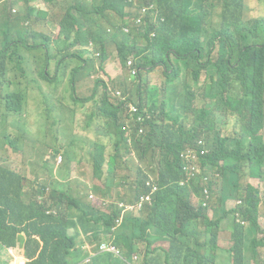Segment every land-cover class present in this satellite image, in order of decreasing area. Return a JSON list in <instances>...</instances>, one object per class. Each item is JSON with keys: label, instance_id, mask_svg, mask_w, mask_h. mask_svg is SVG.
<instances>
[{"label": "trees", "instance_id": "16d2710c", "mask_svg": "<svg viewBox=\"0 0 264 264\" xmlns=\"http://www.w3.org/2000/svg\"><path fill=\"white\" fill-rule=\"evenodd\" d=\"M31 1L17 0L21 10ZM45 1L51 8H39L34 19L47 23L58 0ZM66 7L62 25L69 32L54 55L51 37L32 26L19 25V17H25L22 11L17 10L13 19L4 7L0 10V73L14 77L11 86L19 89L18 109L24 96L34 90L44 102H28L30 115L20 128H0V250L8 252L10 259L22 252L29 264H74L79 259L86 260L85 264H232L228 255L220 262L216 259L222 221L217 215L210 216V210L217 214L214 204H204L208 189L221 202L241 201L238 212L248 225L234 222L235 264H242V250L247 248L254 252V259L262 257L258 250L264 247V229L259 226L262 199L253 185L243 181L248 175L243 164L248 171L264 165L261 0H73ZM136 9L149 11L141 26L128 21ZM125 27L131 32L125 33ZM91 43L101 63L108 60V47L114 44L124 67L128 68L133 55L137 69L136 75L129 72L118 83L127 102L113 100L109 87L104 84L100 90L99 83L90 97L81 100L92 104V117L100 124H112L103 132L96 131L104 142L94 143L92 155L95 170L107 165L106 182L91 185L85 194L80 192L82 183L57 181V175L66 173L65 167L59 174L44 158L40 165L43 174H36L27 184L28 178L2 152L11 148L23 154L35 152L41 142L44 147L50 145L46 132L54 94L48 95L47 90L58 88L60 82L52 75V64L65 67L62 78L68 77L67 92L78 100L75 73L86 65L85 55L90 53L86 49ZM76 45L85 50H78L79 64L67 74L64 63ZM44 53L47 59L42 66ZM155 69L165 76L163 86L150 83L149 75ZM229 95L242 100L243 111L234 123ZM13 98L6 93L9 108ZM128 102L138 105L137 116L145 117L135 126L136 131L143 126L145 133L133 135V146L141 158L149 156L153 172L159 174L148 185L149 174L122 162V148H131L122 130ZM64 107L61 113L70 114ZM112 135L117 137L113 156L105 149ZM75 148L72 142L66 146V160ZM118 165L130 173L135 199L142 193L150 197L142 211L144 217L133 215L128 225L117 224L120 209L107 213L89 200L90 194L100 200L112 198L117 189L112 175ZM225 173L234 174L229 179L233 191L224 187ZM50 189L55 190L48 199ZM195 195L198 200L193 201ZM152 228L168 240L170 250L158 254L151 247ZM103 241L117 245L126 256L99 252Z\"/></svg>", "mask_w": 264, "mask_h": 264}, {"label": "rangeland", "instance_id": "374dc122", "mask_svg": "<svg viewBox=\"0 0 264 264\" xmlns=\"http://www.w3.org/2000/svg\"><path fill=\"white\" fill-rule=\"evenodd\" d=\"M71 1L73 0H58V5L54 8V12L51 15L52 18L50 17L51 21L47 23L35 20L33 18H29L27 20L28 17H19V25H28L32 26L34 29L44 31L49 37L52 38L51 54L54 55L57 53L58 48L62 45L65 34L69 32V30L66 31V27L62 25V16L65 14L67 8L66 6ZM261 3L262 7H264V0H261ZM4 8L9 18L16 19L15 16L18 7L17 10L10 8L9 6ZM68 12H70V10H68ZM213 20H218L217 15H215ZM14 34H18V31H15ZM1 37L2 32L0 25V40ZM94 48V45H89L86 50L90 51V53L85 55V57H88V61L83 68H80L75 73L78 100H76L73 96L70 95V93L67 92V88L69 87L68 77L62 78L65 67L61 66L60 68H57L56 65L52 64V75L54 79H57L60 82L58 88L51 86L50 88H52L53 90H47L48 95L54 94L52 96L54 109L50 111V123L46 132L50 136V145L44 147L43 143L40 141L42 146L36 147L35 152L30 151L21 154V152L13 151L11 148L8 149L7 153L2 152L4 157H8L10 159L11 166L13 168L21 172V175H24L28 178L27 184L35 180L36 174L40 176L43 174V169L40 165L44 158L48 160L52 166L55 167V171L59 172V174L62 170V166H64L66 173L63 175V177L57 175V181L67 182L71 185H80L81 182L89 179L92 180L91 183H102L98 180H93H95V177L99 172H108L107 165H104L102 170L94 169L92 155L94 143L103 144L104 142L103 136L97 134L96 131L103 132L105 129L110 128L112 124H100L95 116L92 117V104L84 103L81 100L91 96L96 83H99L100 90L104 89V84L107 85L109 87L111 96L115 95V91H120L121 96L122 89L118 85V83L126 76H129L130 73L129 69L124 67L119 58L116 45L112 44L108 47V60L103 63H101L100 56L98 52L94 50ZM78 50L85 49L78 45L74 46L71 50V55L64 63L66 64L67 74L70 73L73 68L79 64L80 58L78 57ZM46 59L47 55L44 53L41 60L42 66L45 65ZM149 78L151 84L157 85L159 87L163 86L165 76L163 75L161 69H155L150 73ZM44 86H47V84L44 83ZM72 99L79 104H75ZM227 101L231 111L234 113V116L230 117V119L234 123L236 121V117L243 111V108H240V103L242 102V100L237 98V96L235 95H229L227 97ZM28 102L44 103L38 91H31L29 99L25 104L24 112L21 114L12 113L10 114V116H8L7 119L0 117V128L5 125H7L9 128H20L27 121L30 115ZM64 104V108L69 109L70 114L68 115H64L61 113V109H63ZM80 105L83 106L84 110L81 109ZM73 107L76 108L73 109ZM232 129L233 128L230 127V132L232 131ZM116 139V135H112L111 141L108 142L105 147L106 152L114 150V143ZM32 141H34V139H32ZM70 142H72L76 146V148L75 150H73L72 154L69 155V160H66V146ZM26 144L28 145V143ZM134 150L135 153L139 152L135 147ZM60 154H62L63 156L62 159L59 160ZM121 154H130V150L126 151L125 148H122ZM0 157L1 159H3L1 155ZM243 167L244 171L248 174L243 178L244 183L248 182L253 185L254 189L259 192L260 198L262 199L261 205L259 207V226L261 228L263 227L264 229V165L261 169L249 171L246 164H243ZM208 172H211L209 168ZM149 175L151 176V181H155L159 176L158 172H153L152 164L149 169ZM233 175L234 174L232 173H225L224 175V187L231 191H233V189L229 183V179L233 177ZM112 176L117 180L127 183L128 185L118 187L113 197L106 201H98L96 198L89 197V200L92 204H94L99 209L106 211L107 213H111L113 209L121 210L120 204L122 202L135 203L137 201L135 199V183L133 182L130 173H128L121 165H118L115 173ZM218 189L222 190L219 186ZM52 190L55 189L49 190V194L46 196L48 199L51 197ZM80 192L85 193V190H80ZM26 200L28 199L26 198ZM196 200H198V197L195 195L193 197V201ZM210 203L214 204V206H216L217 208V214L212 211L210 212V216L217 215V217L222 221V229L218 241V246L220 249L216 251V259L218 262H220L223 255H228L231 259L232 264H235L238 251L236 249V238L233 236V232H235L233 225L234 222L241 223L245 226L248 225V222L244 220L241 217V214L238 212V209H240V201L230 199L226 202H221L217 200V193H215L213 194ZM228 212H231V214H226ZM121 213L122 215L120 218V224L125 225H128L130 223V218L133 215L144 217V214L141 210L135 211L131 214H127L121 210ZM64 217L66 218V215H64ZM243 221L245 223H243ZM72 231L73 229H69L70 234L73 233ZM151 232L154 235L151 247H155L158 254H163L165 251L170 250L168 240H166L156 228H152ZM84 236L85 235H82L81 238H84ZM259 237H263V235L260 236L259 234ZM222 249H224L225 251L223 252ZM258 250L262 252V257H259L257 260L253 258L254 252L251 248L242 250V264H258L259 261L264 260V247L261 246L258 248ZM120 255H122V253H120ZM19 259L20 256L18 255L15 256L14 260L13 258L10 259V255L8 254V252L4 251L3 249L0 250V264H17ZM75 262L76 263L74 264H85L86 260L84 261L79 259L77 261L75 260Z\"/></svg>", "mask_w": 264, "mask_h": 264}, {"label": "clouds", "instance_id": "9594fccd", "mask_svg": "<svg viewBox=\"0 0 264 264\" xmlns=\"http://www.w3.org/2000/svg\"><path fill=\"white\" fill-rule=\"evenodd\" d=\"M15 1L17 2V0H0V7L1 6L2 7L9 6L10 8H13L16 10L18 7V10L22 11L21 13L23 14V16L28 17V18L31 15H36L39 8H42V9H50L51 8V6H49L48 2H46L45 0H41L42 5H38V4L34 3V1H36V0H32L30 3V6L27 9L25 7L23 10H21L20 4L18 5V2L16 4H14ZM1 8H0V10H1ZM148 12H149L148 10H146V11L141 10L140 11L139 9H136L134 11V17L128 19V21L130 23H134L137 26H141L144 23L145 17L147 16ZM124 32L130 33L131 28L125 27ZM90 45H93V43H91ZM134 60H135V57L132 55L129 57V59L127 61V67L129 69V72L132 75L137 74V69L134 67ZM13 80H14V77L11 74L4 73V72L0 73V117H2L4 119H7L8 116H10V114H12V113H18L19 114L20 110L25 107V104L29 99V95L24 96V98L21 102L20 109L17 108L18 107V105H17L18 100L16 98V95H18L19 89L13 88L11 86V84L13 83ZM7 92H9L14 97L12 103H10L11 108L8 107L7 102H6L7 100L5 99V95ZM114 94H115L114 96H111V98L113 100L117 98V99H121V100H124L127 102L126 97L123 95V93L120 96V94H121L120 91H115ZM72 101L75 104H79L78 102H75L73 99H72ZM50 102L53 104L52 99L50 100ZM80 106H81V109L84 110L83 106L82 105H80ZM126 106H127V111L124 115L122 130L124 131V137L127 139V142L131 146V149H130V154L123 155L122 162L125 163L131 169L141 168L145 173L149 174V169L151 167V161H150L149 156L141 158V156L139 155V152L135 153V150L133 147V135L135 133L138 135L145 133V128L143 126H140L137 131L135 130V126H136L137 122H143L145 117H143L141 115L137 116L139 113V107H138V105L134 104L133 102L126 103ZM74 108H76V107H73V109ZM114 154H115V148L113 151L107 152V155L113 156ZM107 177H108V173H107V171H105V172H103L102 176H96L95 180H93V181L98 180L102 183H91L92 180L90 179V181L86 182L81 189L85 190V194H89L90 190L88 191V188L90 189L91 185H93V184L103 185V182H106ZM150 180H151V176L147 179V185L149 184ZM113 184L117 188L128 185L127 183L120 181V180H117L115 178H113ZM116 191H117V189L113 190L112 197ZM205 193L207 194V196L204 198V204L207 206H210V205H212L210 203V200L212 199L213 193H210V191L208 189L205 190ZM143 194H145V193L140 194L136 200H139L140 196ZM89 197L96 198L98 201L100 200L99 197L93 196L91 194L89 195ZM109 199H111V198H107V199L102 200V201H106ZM240 203H241V201H240ZM131 204H133V203L122 202L120 204V208L122 211H124L127 214L128 213H134L135 210L130 206ZM235 207H237V206H235ZM144 208H145V204H144V207L141 211H143ZM210 212H212V210H210ZM120 218L117 220V224H120ZM243 223H245V222L243 221ZM84 239H86V238H82V240H84ZM103 244L113 245V244L108 243L107 241H103L98 246L99 252L113 253V251L102 249ZM113 246H116V248H117V252H114V253H117V254L122 253L125 255L123 250L120 249L117 245H113ZM96 253H97V251H96ZM16 255L20 256V258L22 257V258L26 259V264H28L30 262L29 259L22 252L19 254H13V260H14Z\"/></svg>", "mask_w": 264, "mask_h": 264}, {"label": "built area", "instance_id": "2783aa9c", "mask_svg": "<svg viewBox=\"0 0 264 264\" xmlns=\"http://www.w3.org/2000/svg\"><path fill=\"white\" fill-rule=\"evenodd\" d=\"M144 11H146L147 9H143ZM62 159V156H59V160ZM150 197H148L147 195L143 194L140 196V199L137 200L135 203L131 204L130 206L135 210V211H139V210H142L143 207H144V204L145 202L149 199ZM102 249H105V250H110V251H113V252H117V248L116 246H113V245H106V244H103L102 245ZM17 264H26V259L24 258H20L18 260V263Z\"/></svg>", "mask_w": 264, "mask_h": 264}, {"label": "crops", "instance_id": "0c3cea01", "mask_svg": "<svg viewBox=\"0 0 264 264\" xmlns=\"http://www.w3.org/2000/svg\"><path fill=\"white\" fill-rule=\"evenodd\" d=\"M34 3H36V4H38V5H42V2H41V0H36V1H34ZM20 7H21V5H20ZM1 8V7H0ZM23 10V9H22ZM37 16L36 15H31V16H29V18H36ZM90 181V179L89 180H86V181H83V182H81L82 183V185H81V188L84 186V184L86 183V182H89ZM82 190V189H81Z\"/></svg>", "mask_w": 264, "mask_h": 264}]
</instances>
